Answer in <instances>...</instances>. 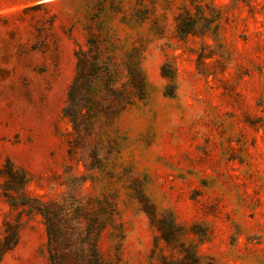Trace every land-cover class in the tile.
<instances>
[{"label":"rangeland","instance_id":"rangeland-1","mask_svg":"<svg viewBox=\"0 0 264 264\" xmlns=\"http://www.w3.org/2000/svg\"><path fill=\"white\" fill-rule=\"evenodd\" d=\"M184 9L198 26L182 39ZM79 48L124 93L117 114L93 121L90 171L69 160L61 117ZM7 161L46 202L64 192L67 164L88 177L80 196L107 206L104 264L176 258L155 248L148 208L196 229L181 243L202 264H264V0H0V169ZM17 217L0 194V232ZM45 241L41 217L23 215L0 264H48Z\"/></svg>","mask_w":264,"mask_h":264},{"label":"trees","instance_id":"trees-1","mask_svg":"<svg viewBox=\"0 0 264 264\" xmlns=\"http://www.w3.org/2000/svg\"><path fill=\"white\" fill-rule=\"evenodd\" d=\"M197 26L198 17H193L188 9H184L176 19L177 37L186 38L195 32ZM88 44L92 46L91 38ZM74 56V77L67 90L61 117L70 126L67 150L69 160L90 171L94 162L100 159L91 140L93 121L97 113H103L108 118L117 114L118 108L113 105V100L124 98V93L117 86L109 65L104 67L103 72L97 55H85V51L79 48ZM137 84V92L140 93L143 91V79L138 80ZM99 87L103 88L100 91L101 98L97 97ZM0 175L3 179L0 194L10 209L18 213L14 223L4 221L2 225L0 262L4 254L18 242L22 216L37 214L45 229L44 252L48 264H104L99 239L108 226L107 206L101 200L91 204L80 196L88 181L86 175L74 173L67 164L63 175L65 190L59 199L48 202L29 195L27 188L31 178L11 162L7 161L2 166ZM144 212L157 231L155 248L162 244L176 255V258L161 256L159 264H202L196 246L181 243L183 235L196 234V229L185 231L169 217L157 219L151 208Z\"/></svg>","mask_w":264,"mask_h":264}]
</instances>
